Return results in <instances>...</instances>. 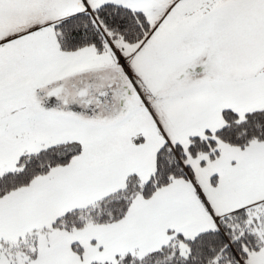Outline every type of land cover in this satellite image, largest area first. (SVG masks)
Wrapping results in <instances>:
<instances>
[{
	"label": "snow or ice",
	"instance_id": "snow-or-ice-1",
	"mask_svg": "<svg viewBox=\"0 0 264 264\" xmlns=\"http://www.w3.org/2000/svg\"><path fill=\"white\" fill-rule=\"evenodd\" d=\"M0 264H264V0H0Z\"/></svg>",
	"mask_w": 264,
	"mask_h": 264
}]
</instances>
